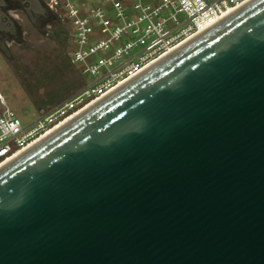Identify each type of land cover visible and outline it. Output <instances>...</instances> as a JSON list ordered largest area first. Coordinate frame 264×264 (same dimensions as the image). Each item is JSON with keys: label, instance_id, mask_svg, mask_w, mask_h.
<instances>
[{"label": "water", "instance_id": "1", "mask_svg": "<svg viewBox=\"0 0 264 264\" xmlns=\"http://www.w3.org/2000/svg\"><path fill=\"white\" fill-rule=\"evenodd\" d=\"M43 34L0 0V50ZM0 264H264V0H248L0 167Z\"/></svg>", "mask_w": 264, "mask_h": 264}, {"label": "built area", "instance_id": "2", "mask_svg": "<svg viewBox=\"0 0 264 264\" xmlns=\"http://www.w3.org/2000/svg\"><path fill=\"white\" fill-rule=\"evenodd\" d=\"M40 1L64 25L70 61L86 79L25 126L0 94V163L244 0Z\"/></svg>", "mask_w": 264, "mask_h": 264}, {"label": "rangeland", "instance_id": "3", "mask_svg": "<svg viewBox=\"0 0 264 264\" xmlns=\"http://www.w3.org/2000/svg\"><path fill=\"white\" fill-rule=\"evenodd\" d=\"M50 16L43 34L26 25L23 44L10 49L11 59L0 52V94L22 126L76 92L86 79L70 61L64 25Z\"/></svg>", "mask_w": 264, "mask_h": 264}, {"label": "bare ground", "instance_id": "4", "mask_svg": "<svg viewBox=\"0 0 264 264\" xmlns=\"http://www.w3.org/2000/svg\"><path fill=\"white\" fill-rule=\"evenodd\" d=\"M247 1H248V0H244V1H242L239 5L233 7L232 9L227 10V11L224 12L222 15H220L219 17H217L214 23L218 22L220 19L224 18V17L227 16L230 12H232L233 10H235L236 8H238L239 6H241L242 4L246 3ZM214 23H212V24H214ZM212 24L209 25V26H207L206 28L212 26ZM204 28H205V27H204ZM206 28H205V29H206ZM205 29H203V28L200 29L198 32H196L195 34H193V35L190 36L189 38L185 39L183 42H181V43H179L178 45H176V46L170 48L169 50H167L166 52H164L162 55H160L158 58H156L154 61H152V62H150L149 64H147L143 69H141V70L139 71V73H140L141 71H143L145 68H147L148 66H150L151 64H153L154 62H156L157 60H159L160 58H162V57L165 56L166 54L172 52L173 50H175L176 48H178L180 45L184 44V42H186L187 40H189V39H191L192 37L196 36L197 34H199L200 32H202V31L205 30ZM126 81H127V80H126ZM126 81H124V82H126ZM124 82L122 81V82H120L118 85H116L115 87L111 88V89L108 91V93H109V92H112L115 88H117L118 86H120V85L123 84ZM108 93L106 92L104 95H106V94H108ZM95 102H96V101H93V102L88 103V104H87L82 110H80L79 112L75 113L74 115H72V116H70V117L64 119L62 122H60L59 124H57L56 126H54L53 128H51L50 130H48L47 132H45L43 135H41L40 137H38V138L35 139L34 141H32V142H31L30 144H28L26 147L22 148V149L20 150V152H18L17 154H20L21 152L25 151V150L28 149L30 146H32L33 144H35L36 142H38L39 140H41L42 138H44L45 136H47L48 134H50L52 131H54L55 129L59 128L60 126H62L63 124H65L66 122H68L69 120H71L74 116L80 114V112H82L83 110H85L86 108H88L89 106H91L92 104H94ZM17 154H16V155H17ZM16 155H15V156H16ZM11 159H12V157H11ZM11 159H8V161L11 160ZM8 161L6 160L5 162L0 163V167H2V166H3L6 162H8Z\"/></svg>", "mask_w": 264, "mask_h": 264}, {"label": "flooded vegetation", "instance_id": "5", "mask_svg": "<svg viewBox=\"0 0 264 264\" xmlns=\"http://www.w3.org/2000/svg\"><path fill=\"white\" fill-rule=\"evenodd\" d=\"M48 10V9H47ZM49 12V11H48ZM50 13V12H49ZM11 14L16 15L15 18H13V21L19 25L21 27V30H23L24 32H22V39L23 40H19L20 43H22L25 39V36L27 35V30H26V25H28L29 27H31L33 30H35L36 32L38 31L29 21V19L27 18L26 13L23 10L20 9H14L11 10ZM46 35V34H45ZM10 43L8 42H3L4 45L6 46L8 53L10 55V49L16 46H20L21 44H16L14 43L12 40H9ZM0 52L5 56V54L0 50Z\"/></svg>", "mask_w": 264, "mask_h": 264}]
</instances>
